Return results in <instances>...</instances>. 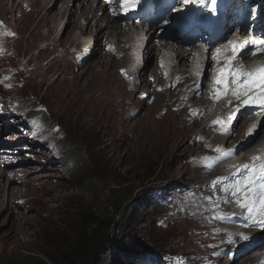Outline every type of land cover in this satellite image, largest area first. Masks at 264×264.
<instances>
[{"label": "rangeland", "instance_id": "rangeland-1", "mask_svg": "<svg viewBox=\"0 0 264 264\" xmlns=\"http://www.w3.org/2000/svg\"><path fill=\"white\" fill-rule=\"evenodd\" d=\"M39 1L44 4L45 0ZM50 1L44 11L54 0ZM14 8L15 0H0V170L14 178L16 183L10 186L18 188L10 190L8 203L1 197L7 195L5 191L0 193V264H43L46 256L53 259L47 264H59L60 253L74 232L77 210L81 205L101 209L107 195L122 205L116 216L118 226L111 232L115 245L92 264H201L202 260L236 264L233 259L246 244L232 243L238 232L209 220L201 221L191 235L187 229L196 223L197 215L204 212L210 217L221 208L212 207L213 198L200 203L196 187L219 167H210L219 150L239 146L240 140L222 146L211 141L208 133L201 148L190 154L196 149L189 143L195 141L194 128L182 114L158 113L167 102H151L152 92L160 86L159 76L163 87L170 82L157 57L159 69L149 65L144 70L146 90L121 92L114 63L96 61L102 52L119 48L108 30L95 38L93 31L80 36L76 29L72 37L77 39L71 43V35L67 38L63 30L67 15L58 27L52 26L59 17L46 22L53 32L45 36L48 27L42 25L40 14L21 18L13 13ZM164 13L151 15L156 25L167 23ZM85 23L80 19L79 25ZM59 36L67 39L58 43ZM192 37L196 45H207L199 34ZM159 40L153 42L157 48ZM171 56L175 58V53ZM207 79L208 75L202 92ZM240 123L236 121L233 128ZM150 132L162 138L169 132L175 137L161 151L148 139ZM260 142L256 153L262 150L264 138ZM93 153L95 166L89 157ZM11 161L14 164L8 165ZM110 187L114 190L108 194ZM19 217L24 218L18 223ZM203 234L208 235L200 243ZM3 236H11V241L5 242ZM188 245H201L202 250H180ZM254 249L250 247L244 255ZM257 254L264 261V250Z\"/></svg>", "mask_w": 264, "mask_h": 264}, {"label": "bare ground", "instance_id": "bare-ground-1", "mask_svg": "<svg viewBox=\"0 0 264 264\" xmlns=\"http://www.w3.org/2000/svg\"><path fill=\"white\" fill-rule=\"evenodd\" d=\"M26 1L27 5L24 6ZM50 2V0H45L44 4H42L39 0H15L13 13L15 12L16 15L21 18H26L27 15H30L29 13L40 14L43 20L41 21L42 25L48 27L45 32V36H50L53 32V29L48 26L46 22H50L54 18L59 17L58 24L55 25L56 23L54 22L55 24L53 23L54 25L52 26L58 27L60 19L64 15H67L66 22L63 25V30L67 32V38L71 35V43L77 39L72 37V34L76 29L80 31V36L85 35L86 31H89L90 33L93 31L95 38L100 37V33L104 30H108L109 33H107V35L109 37L113 36L116 38V41L120 43L119 48L112 52H102V54L98 55V59L96 61L105 59L114 63L113 65L116 66L115 79L121 92L135 91L137 93H142L147 87H149L144 70H146L149 65L152 68L154 67L159 69L158 61L155 60L157 57L156 55H158L157 53L161 50L175 53L176 61L171 65L172 69L170 75L167 73L165 75L168 79L170 78L169 85L163 87L161 84L162 76H159L160 86L159 89L152 92L151 102L152 104L167 102L166 106L162 107L158 113L164 115L168 111H171L182 114L185 122L194 128L192 137H194L195 141L190 140L189 143L196 147V149L189 152L190 154H194L201 148V142L208 133L211 134V141L217 140L221 142L222 146L231 144L233 140H240L239 146H237L234 150L241 149L236 156L241 155L240 160L242 161H246L249 157L257 154L254 150L259 148L261 145L260 141L264 138V114H262L257 120L255 119L257 113H264V111L259 107L244 109V98L241 97L237 100L236 97L233 96L232 91H228L225 94L223 90L219 93V98H217V93L211 89L206 95L200 90L201 87L204 86V79L209 73L208 67H210L215 61V59H213V54L216 53V50H214L215 46L212 48L205 46V48H202L195 53L196 57L194 58V48L181 45V42L184 41L182 36H175L177 40L171 41L175 43L176 46L172 45V43L168 41L162 42L163 39L171 34L172 30H176L173 26L176 19H174L172 15L168 18L170 21L169 23L161 25L164 27L162 33L156 34L158 30L162 29V27L156 25L155 22L149 29L146 26L141 25L144 19L143 15L147 14V12H141L140 15L134 16H129L128 13L124 15L120 14L119 10L121 9V0H108V3L102 2V0H54L53 3H51V5L44 11L45 7ZM76 3L79 4L77 7L75 6ZM159 3L162 4V7L157 6L156 3L152 2V0H148L145 5L149 6L152 10L157 7L165 10L170 8L172 0H159ZM176 7H178V9H182V15L184 16L185 13H187L192 7H194L198 13H205V9L202 8L199 0L197 3L189 4L187 6L183 5L179 1L177 2ZM96 11L99 12V15L96 14ZM212 12L213 11L207 12V14L210 16ZM50 13H52L51 16H49ZM185 17L187 18V16ZM193 17L194 16H192V18ZM82 18L86 20L84 26L79 25V21ZM126 19L132 20L131 25L127 24ZM93 28L94 30H92ZM132 30L133 32L131 33ZM15 34L18 36L17 33ZM65 39H62L61 36H59L56 42L61 43ZM158 39H161L159 40L161 43L157 48L153 42ZM140 40H143L144 43L139 44ZM90 42L91 40L87 43L89 44ZM137 52H141V55H138ZM221 56L222 55L220 53L216 54V58L218 59L221 58ZM191 57L192 61H190ZM242 65L248 67L247 69L245 68L243 73H241ZM69 67L70 66L68 65V68ZM228 67H231L236 71V73H240L241 75L244 73L256 72L254 70L256 68V63L252 62V60L249 61V59H246L245 61L233 59ZM222 68H226V65L221 66L220 69ZM220 75L221 73L219 71L213 78V81ZM228 75L229 79L226 82L231 84V75ZM242 82L243 76L241 79V83ZM142 88H144V90ZM247 105H249V103ZM223 107L225 108L220 112L219 110ZM227 111H230V119L233 121V124L238 120H241V123L235 128H233L232 125L230 129L221 128L216 132L211 130L210 127L213 124V120L216 119H213L212 117L214 116L211 117V115H218L221 113L225 114ZM127 117L129 116H126V118ZM152 123L153 122H151V124ZM180 123L182 122L180 121ZM174 137L175 135L169 132H167V137L163 138L150 132L148 139L151 138V142L162 151L165 149L166 143L168 141H173ZM204 149L205 146L202 147V152ZM12 164H14L13 161L8 163V165ZM234 165H236V167H234ZM4 166L5 165L2 167ZM2 172L3 174L0 170V193L5 191L7 195L5 197H1L4 198L6 203H8V197L10 198V196H12L10 190L14 191L15 189L14 192H17L16 190L18 188L14 187L15 185L10 186L12 182L16 183L15 179L6 176L4 171ZM244 172L245 170L239 169L235 162L230 161L223 165L222 168L208 174L205 178L198 182L196 192L199 193V202H202L204 199L213 198L214 204L212 205L221 206V208L210 217L205 216L204 212L197 215L194 218V222L196 223L190 224L187 229L190 235L192 234V230L197 229L201 225V221H208L207 218H209V220L217 221L218 223H248L250 215L245 213L246 208H242L240 206L245 199H248L247 194L252 190L250 185L247 187L243 186ZM217 180L219 183L213 185L212 182ZM238 180L241 181V186L243 188V191L241 192L236 191L235 186L236 181ZM237 193L241 194V199L233 205L229 204L228 200L230 197ZM255 203L256 206L260 208L258 201H255ZM150 206L154 208L153 204ZM239 213H242V215H238ZM23 218L19 217L16 222L19 223ZM222 228L230 230L235 227L224 226ZM207 235L208 234L201 235L200 243H202ZM232 235H234V233H232ZM10 237L11 236H3V240H5V242H10ZM16 237L17 236L13 234V240L16 239ZM232 243H246L245 246L239 248L237 255L234 257L235 260L233 259V261H236V264H244L245 262L252 264L258 262L259 264L261 262L262 256L258 255L257 252L264 250L262 249V246L264 245V234L256 236L254 232H246L240 234L239 237L234 235ZM250 247H255V249L247 255H244V253L249 251ZM190 248H197L200 252L202 250L201 245L191 247L188 245L187 247L184 246V248L180 250L182 252H187ZM201 264L214 263L208 261L204 263L202 260Z\"/></svg>", "mask_w": 264, "mask_h": 264}, {"label": "trees", "instance_id": "trees-1", "mask_svg": "<svg viewBox=\"0 0 264 264\" xmlns=\"http://www.w3.org/2000/svg\"><path fill=\"white\" fill-rule=\"evenodd\" d=\"M90 163L95 166V155L89 154ZM114 187L108 189V194ZM110 199L111 201H108ZM107 203H103L101 209L92 205H81L77 210L74 232L66 247L61 251L59 264H92L99 261L107 249L115 245L111 232L117 228L116 216L122 205L116 199L105 197ZM46 262L53 261L51 256L43 258ZM44 261L43 264H47Z\"/></svg>", "mask_w": 264, "mask_h": 264}, {"label": "snow or ice", "instance_id": "snow-or-ice-1", "mask_svg": "<svg viewBox=\"0 0 264 264\" xmlns=\"http://www.w3.org/2000/svg\"><path fill=\"white\" fill-rule=\"evenodd\" d=\"M106 3H108V0H105ZM138 0H121V9L123 10L124 14H127L128 10L132 7H134L137 4ZM180 2L187 6L189 4L197 3L198 0H180ZM215 3L216 0H207V7L209 11L215 10ZM230 46H232L234 53L237 52V49L241 46L237 43H234L232 41L228 42ZM248 43V42H246ZM250 43L255 44L258 48L264 49V40L262 41H252ZM220 49H216V53L213 54V59H216V54L220 53ZM221 75L217 77L214 80V83L224 84L228 79L229 75L227 74L229 72L228 68H222L219 70ZM123 72V70H122ZM231 79L232 84L235 86L234 89H229L227 86H225L224 92L225 94L228 91H232L233 96L236 97L237 100H239L241 97L244 98V104H248L250 100L248 97L251 95L252 101L256 102L259 100L261 104H264V69L257 70L254 73H231ZM243 76V82L241 83V79ZM255 90V91H254ZM219 93H217V98H219ZM215 123H219V121H214ZM260 159L259 157H252L253 163L249 165H244V168L248 171V175L243 178V186L247 187L248 185H251L253 181L257 177H264V161H262L259 164H256L255 161ZM213 185L219 183V181H213ZM236 191L241 192L243 191V188L241 186V181H236ZM261 189V196L260 197H254L252 199H245L240 206L242 208H246L248 213L251 214L254 210H256V203L255 201L258 199L260 203L259 212L264 213V184L260 185Z\"/></svg>", "mask_w": 264, "mask_h": 264}]
</instances>
